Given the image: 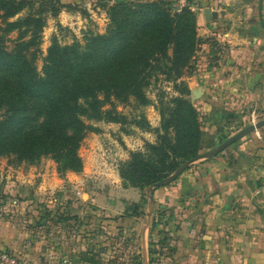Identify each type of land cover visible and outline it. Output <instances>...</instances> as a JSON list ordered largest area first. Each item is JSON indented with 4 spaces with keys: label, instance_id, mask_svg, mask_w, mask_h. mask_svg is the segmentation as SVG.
<instances>
[{
    "label": "trees",
    "instance_id": "1",
    "mask_svg": "<svg viewBox=\"0 0 264 264\" xmlns=\"http://www.w3.org/2000/svg\"><path fill=\"white\" fill-rule=\"evenodd\" d=\"M68 1L41 0L36 10L33 0H0V18L8 21L9 31L25 29L20 39L31 38L14 52L0 46V155L15 156L20 162L52 156L61 176L81 173L79 147L88 130L84 118L124 123L116 110H105L103 98L141 95V81L151 75L165 76L179 96L172 98V108L162 116L157 142L147 143L146 152H131L121 165L125 186L147 191L186 162L212 151L202 140L199 112L182 81L199 45L197 14L190 6L178 12L164 0L102 5L110 20L106 32L92 35L85 45L53 41L39 72L35 61L46 15L57 18L64 9L73 11ZM26 10L34 12L9 22ZM157 215L155 199L152 229ZM155 254L151 247L150 264H155Z\"/></svg>",
    "mask_w": 264,
    "mask_h": 264
},
{
    "label": "rangeland",
    "instance_id": "2",
    "mask_svg": "<svg viewBox=\"0 0 264 264\" xmlns=\"http://www.w3.org/2000/svg\"><path fill=\"white\" fill-rule=\"evenodd\" d=\"M33 1L37 2L36 10H39L41 0ZM109 1L111 0H76L71 3L74 10H67L72 16L60 14L61 16L53 18L47 14V23L40 43L41 53L35 61L37 70L42 71L44 60L53 41L57 40L61 46H70L76 42L85 45L92 35L106 32L110 24L107 9L98 10L94 6L95 3L99 2L101 6H113L125 1L150 0H115L113 4ZM244 6V3H240L232 8V11L238 13L240 17L246 16L251 21L248 17L249 14H246L243 9ZM30 12H34V10H26L9 22L18 21ZM195 13L197 14V12ZM255 18L259 19L258 14L255 15ZM24 30L10 32L8 21L0 18V46L8 52H14L19 44L27 43L31 39L30 35L20 39ZM254 30L257 31V29H251L250 35H253ZM198 37L197 52L190 68L185 70L182 80L190 90V83L194 81V77L197 78L210 66H219L228 53L226 42L220 41L217 36L209 38L199 36V23ZM209 49H211V53L207 54ZM199 66L202 67V70ZM196 80L198 85L199 80ZM141 85V95L129 93L119 96L113 94L109 98H103L106 101L105 110H116L121 116H124V123H109L106 120L84 118L88 130L79 147V155L84 168L78 174H85L83 190H81L82 187L78 189L75 183H64L56 190L46 191L42 199L35 200L36 205L32 204V208L26 207L34 198L30 197L25 189L29 183H22V180L32 178L37 181L38 177L35 176L47 171L56 172L60 177L72 172L61 176L59 165L52 156L42 157L34 162H20L15 156L0 155V220H6L14 231L22 235L24 243L29 246L30 253L34 251L39 255V252H42L40 254L42 261L51 256L55 258L63 256L70 258L71 256L74 260L81 249L92 255L95 250L113 255L116 250L125 248L123 246L125 241H133V248L131 250L127 248L128 252H133L130 254L133 264H143V238L145 242L149 241L150 246L152 243V250L156 252L153 258L155 264H158L164 254L169 253V247L166 245L172 239V230L177 224L173 210L169 208L168 204L160 202L158 199L156 207L160 215H157L155 226L152 229L153 214L150 216L149 189L143 191L138 188L126 187L121 178L120 169L121 165L130 159L131 152H146L147 143L157 142V130L161 128L162 116L164 113H169L172 108L171 100L179 96V93L175 90V84L167 81L165 76L154 77L151 75L144 78ZM200 95L199 90H191L190 100L200 115L202 140L207 142L212 150L224 143L226 138L234 136L254 124L251 122L249 125V120H245L244 123H241L242 120L229 122L226 120L227 122L221 123L219 134L216 137L212 136L209 127L210 115H218L220 110L213 108L211 114H208L198 104L201 99ZM261 113L264 112H258L259 119L263 121L264 116ZM245 115L248 116L247 113ZM42 121L43 119H40L34 128L38 127ZM123 152L128 155V159L121 157ZM92 161L93 169L91 168ZM78 191L79 195H77ZM77 196L81 206L85 204L87 210L88 207L96 208L91 201L94 196L97 198V204L103 207H113L110 208V212L106 211L107 214L101 209L95 215L88 213L89 215L87 214L84 219H78L77 215H72L67 211V207H71L72 199L70 198ZM23 206L25 210L21 211ZM136 206L139 209L135 213ZM67 217L70 220H63ZM79 224L81 225L78 228ZM146 230H149V234L145 233ZM47 247L51 251L49 256L44 254ZM10 252L22 258L18 252ZM72 262L76 264V261Z\"/></svg>",
    "mask_w": 264,
    "mask_h": 264
},
{
    "label": "crops",
    "instance_id": "3",
    "mask_svg": "<svg viewBox=\"0 0 264 264\" xmlns=\"http://www.w3.org/2000/svg\"><path fill=\"white\" fill-rule=\"evenodd\" d=\"M74 1L69 0L68 4ZM164 1L173 6L172 0ZM109 2L113 4L115 0ZM240 3L245 4L243 9L251 21L232 11ZM94 6L98 10L102 8L99 2ZM194 6L198 9L199 36H217L228 46V53L219 66H210L190 83L191 90L201 93L200 107L208 114L213 108L220 110L218 115H210V134L216 137L221 123L226 120H242L241 123L249 120V125L260 122L258 112H264V28L260 3L258 0H195ZM206 9L217 12L218 19L208 21L204 14ZM69 13L64 9L61 15L72 16ZM257 14L259 19L255 18ZM251 29L257 31L250 35ZM199 68L202 70L201 66ZM196 79L200 84L197 85ZM245 113L248 116H244ZM121 157L128 159L124 152ZM91 168H94L93 161ZM84 175L69 173L60 177L56 172L47 171L35 176L37 181L22 180L29 183L25 189L34 198L26 207L32 208L46 191L56 190L64 183H75L83 190ZM77 193L79 195V191ZM70 199L71 207H67V211L78 219H84L88 213L95 215L101 209L110 212L113 207L97 204L94 196L91 201L96 208L87 210L85 204L81 206L78 196ZM158 199L168 204L177 220L173 237L166 245L169 253L164 254L158 264H264V127L218 156L197 161L173 185L157 190L156 201ZM24 210L23 206L21 211ZM147 232L149 234V230ZM123 246L124 249L116 250L113 255L97 250L92 255L81 249L74 260L71 256H51L42 261V252L30 253L22 235L6 220H0V251L18 252L25 264H73L72 261L76 264H133L130 256L133 252L127 249L133 248V241H125ZM46 249L44 254L49 256L51 251ZM150 250L149 241L143 238V264H150Z\"/></svg>",
    "mask_w": 264,
    "mask_h": 264
},
{
    "label": "water",
    "instance_id": "4",
    "mask_svg": "<svg viewBox=\"0 0 264 264\" xmlns=\"http://www.w3.org/2000/svg\"><path fill=\"white\" fill-rule=\"evenodd\" d=\"M263 1L264 0H260L259 13L261 16L260 17L261 18V24H262V27L264 28ZM204 14H205V17L208 21H211L213 18L218 19V17H219V14L217 12H213L211 9H206ZM263 127H264V120L246 127L245 129H243L242 131H240L239 133H237L236 135L232 136L231 138L226 140L224 143L219 145L216 149H214L210 152L204 153V154L200 155L199 157H197L191 161L186 162L169 178H167V179H165V180H163L157 184L152 185L148 190L149 201H150V216L153 214V211H154V205H155L154 193L157 189L164 188V187H167L170 184H172L174 181H176L185 171H187L197 161L202 160V159L208 160V159H212V158L218 156L219 154L224 152L227 148L238 143L239 141L243 140L247 136L251 135L252 133H254L255 131H257ZM150 216H149V219L151 218Z\"/></svg>",
    "mask_w": 264,
    "mask_h": 264
},
{
    "label": "built area",
    "instance_id": "5",
    "mask_svg": "<svg viewBox=\"0 0 264 264\" xmlns=\"http://www.w3.org/2000/svg\"><path fill=\"white\" fill-rule=\"evenodd\" d=\"M195 0H172L174 11H180L182 8L190 6V8L197 12L198 9L194 6ZM0 264H25L23 258L11 253L8 250L0 251Z\"/></svg>",
    "mask_w": 264,
    "mask_h": 264
},
{
    "label": "flooded vegetation",
    "instance_id": "6",
    "mask_svg": "<svg viewBox=\"0 0 264 264\" xmlns=\"http://www.w3.org/2000/svg\"><path fill=\"white\" fill-rule=\"evenodd\" d=\"M259 1H260V0H258V3H260ZM258 8H259V7H258ZM260 20H261V18H260Z\"/></svg>",
    "mask_w": 264,
    "mask_h": 264
}]
</instances>
